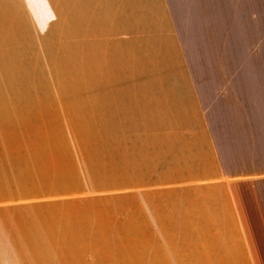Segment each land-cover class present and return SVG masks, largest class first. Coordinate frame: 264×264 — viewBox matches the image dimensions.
I'll return each instance as SVG.
<instances>
[{
  "label": "crops",
  "instance_id": "crops-1",
  "mask_svg": "<svg viewBox=\"0 0 264 264\" xmlns=\"http://www.w3.org/2000/svg\"><path fill=\"white\" fill-rule=\"evenodd\" d=\"M88 13L114 23L106 31L113 41L91 42L93 52L85 54L100 58L102 76L123 80L80 85L74 100L16 107V123L21 119L32 138L14 148L17 167L25 156L30 200L55 196L44 189L67 197L110 188L126 196L129 225L134 204L141 235L154 208L172 206L174 235L190 223L194 250L214 245L221 229L227 252L264 264V0H0V62L22 60L24 45H38L40 29L49 36L68 28L72 14ZM210 60L230 62L222 87L237 93V116L229 115L236 106L228 94L210 101V68L195 63ZM218 108L228 116L215 117ZM36 121L39 127H30ZM224 124L237 132L226 138ZM5 153L0 148V158ZM40 162L54 175L36 181L29 175ZM94 173L110 185L92 183Z\"/></svg>",
  "mask_w": 264,
  "mask_h": 264
},
{
  "label": "rangeland",
  "instance_id": "rangeland-1",
  "mask_svg": "<svg viewBox=\"0 0 264 264\" xmlns=\"http://www.w3.org/2000/svg\"><path fill=\"white\" fill-rule=\"evenodd\" d=\"M102 16L95 15L90 19V13L81 14V17L72 14L68 28L49 30V36L46 29H40L38 45H24L22 60L0 62V73H3L0 75V148L6 152L0 158V264H251L248 254L244 258L242 253L225 250L228 242L226 232H221V229L216 231L214 245L210 248L198 246L200 248L195 247L194 250L190 223L182 227L180 236L174 235L176 226L172 206H163L164 211L157 206L153 210L154 217L148 215L151 214L149 210L145 224L147 235H141L144 223L137 221L134 204L129 225L126 196L115 197L117 195L110 188L75 190L72 193L79 194L67 197H56V193L61 194L65 190L44 189V193L55 192V196L43 194L30 200V191L24 187L25 156L20 157L23 164L17 167L14 148L17 144L20 148L25 143L29 145L32 138L21 130L24 126L21 119L16 123V107L25 111L32 102L74 100L80 85L123 80L102 76L100 58L94 62L85 54L86 50L87 53L93 52L89 50L91 42L104 47L113 41L106 31L108 26L113 29L114 23ZM116 24L114 34L120 37L123 32L121 20H116ZM96 33L103 35L96 36ZM116 40L120 45L125 41L123 36ZM91 58L94 59V54ZM195 63H200L202 69L210 68V101L217 97L216 100L221 102L228 94L232 105L236 106L229 115L237 116V100L231 99L237 98V93L229 94L222 87L223 72L231 67L230 62L210 60ZM94 66H97V76ZM217 110L218 113L213 114L215 117L228 116L227 110ZM39 125L36 121L30 127ZM219 127L226 138L237 132V125ZM42 128L45 133V127ZM212 129L219 130L214 123ZM39 165L29 178L34 177L38 181V177L54 175L49 173L51 166L41 162ZM57 167L59 172L64 169ZM17 168L19 174H16ZM93 176L92 183L110 185L109 178L99 179L95 173ZM16 177H19L18 181ZM48 179L51 178L42 182ZM53 181L44 183L53 184ZM36 191L40 192L33 190ZM182 217L185 219L186 213ZM261 256L260 262L264 263V254Z\"/></svg>",
  "mask_w": 264,
  "mask_h": 264
}]
</instances>
